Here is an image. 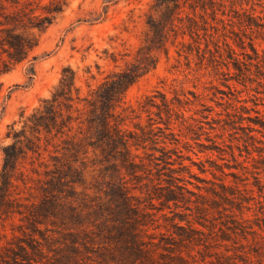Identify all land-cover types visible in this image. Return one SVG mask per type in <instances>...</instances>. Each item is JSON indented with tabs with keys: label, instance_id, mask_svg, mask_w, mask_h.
<instances>
[{
	"label": "rangeland",
	"instance_id": "374dc122",
	"mask_svg": "<svg viewBox=\"0 0 264 264\" xmlns=\"http://www.w3.org/2000/svg\"><path fill=\"white\" fill-rule=\"evenodd\" d=\"M167 1L0 0V264H264V0Z\"/></svg>",
	"mask_w": 264,
	"mask_h": 264
},
{
	"label": "trees",
	"instance_id": "16d2710c",
	"mask_svg": "<svg viewBox=\"0 0 264 264\" xmlns=\"http://www.w3.org/2000/svg\"><path fill=\"white\" fill-rule=\"evenodd\" d=\"M179 3L180 0H168L167 4L170 8H179ZM207 6L203 5V9L206 10ZM196 22V19L194 17L191 18V26L193 27ZM70 75L68 76L67 73H63L60 84L56 88V91L53 92L52 96V104L54 105L51 111L53 112V116L51 117L52 121L48 123H43L45 124L48 128H51L53 124H56L57 126L59 125L58 119H57V111L55 110L56 104L59 103L63 98H66L67 100H73L75 99L74 96V89L79 90V88L76 86V72L73 69H69ZM133 81H129L128 83H131ZM62 86V89L59 91V87ZM77 98L79 100H87L89 102L92 101L88 96L87 97H82L80 94L77 95ZM42 123H37L35 125V129L38 128L39 125ZM27 127V126H26ZM25 126L21 129V134L19 135H25L28 137V140L32 142V140L29 138L27 135V128ZM60 127V126H59ZM58 127V128H59ZM27 147L30 145L27 144ZM25 151V146L21 145L19 143H13L10 146H7L5 148V162H4V171L6 174L7 182H9L8 179V171H11L15 169L18 165V162L20 160V157L22 156L23 152ZM5 199V190L0 193V201Z\"/></svg>",
	"mask_w": 264,
	"mask_h": 264
}]
</instances>
